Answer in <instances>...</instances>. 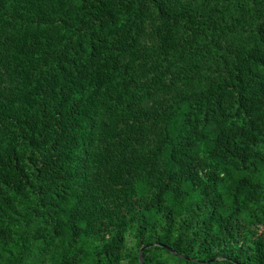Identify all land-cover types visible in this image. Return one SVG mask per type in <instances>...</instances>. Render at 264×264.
<instances>
[{
    "label": "trees",
    "instance_id": "1",
    "mask_svg": "<svg viewBox=\"0 0 264 264\" xmlns=\"http://www.w3.org/2000/svg\"><path fill=\"white\" fill-rule=\"evenodd\" d=\"M0 264H264V0H0Z\"/></svg>",
    "mask_w": 264,
    "mask_h": 264
}]
</instances>
